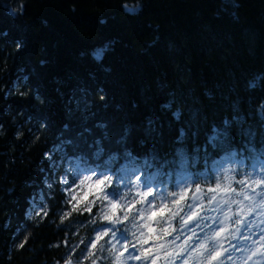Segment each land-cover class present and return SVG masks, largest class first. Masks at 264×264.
<instances>
[{
    "label": "trees",
    "instance_id": "16d2710c",
    "mask_svg": "<svg viewBox=\"0 0 264 264\" xmlns=\"http://www.w3.org/2000/svg\"><path fill=\"white\" fill-rule=\"evenodd\" d=\"M125 4L140 9L129 14ZM261 77L264 0H0V264H64L81 237H94L89 220L99 204L60 222L70 206L59 177L71 178L69 161L78 157L88 158L89 167L99 164V173L115 153L106 174L116 187L120 169L132 166L123 152L131 151L141 182L155 176L154 190L175 191L185 170L174 140L180 126L191 125L187 172L194 182L211 181L221 161H243L251 170V149L264 157ZM254 79L259 86L250 88ZM173 111L183 113L179 124ZM147 117L157 118L159 135L134 131L126 145L116 143L126 124L142 127ZM224 120L231 122L225 142L207 144L211 128H224ZM97 121L108 122L111 138L104 157L93 161ZM85 127L92 132L77 135ZM146 155L158 157L151 170L142 166ZM45 205L47 217L30 218ZM259 237L255 232L253 239Z\"/></svg>",
    "mask_w": 264,
    "mask_h": 264
},
{
    "label": "snow or ice",
    "instance_id": "6c2138e0",
    "mask_svg": "<svg viewBox=\"0 0 264 264\" xmlns=\"http://www.w3.org/2000/svg\"><path fill=\"white\" fill-rule=\"evenodd\" d=\"M125 11L129 14H136L140 5L137 4L134 7L124 5ZM2 35L7 36V33ZM16 47L19 49L22 47V41L16 42ZM111 44L105 46L110 48ZM44 63V61H41ZM260 79H264L261 77ZM259 86L258 80L249 82V87ZM103 92V89H99ZM101 100H104V96L101 95ZM135 107V105H133ZM166 109L171 110L170 106L166 105ZM258 114L264 119V101L258 105ZM183 117V113L180 111H173L172 118L178 124ZM224 128L213 126L211 128V134L206 136V143L216 147L218 144H223L225 138L228 136L227 128L230 126L229 120H224ZM101 132V136L93 141L95 150L92 152L91 157L93 161L101 160L106 152L104 147V141L111 138V133L108 131L109 125L105 121H97L94 125ZM160 125L157 118L147 117L145 119L144 126H132L125 125L122 129L121 135L116 140L117 144L126 145L127 141L131 138L134 131H142L146 138H151L154 134L159 135ZM191 125H182L177 129L178 135L176 136L174 143L177 145L175 148V155L179 158L181 167L185 170L184 175L180 176L176 181L177 189L183 186V191L187 193L183 198L175 197L171 202L167 199H161L156 202L154 198L157 193L152 186L155 176H149L147 179L141 182V177L137 176V182L143 184V188L135 192H130L127 206L119 202L120 191L119 185L123 184L125 189L131 188V177L136 172V164L140 161L134 158L131 151L125 150L123 156L128 159L132 166L125 165L120 169V175L116 179V187H112L114 178L112 175L106 174L109 171V165L113 161L118 159V156L113 153L109 155L108 160L104 161V171L97 172V168L100 167L97 164L96 167H89V159L86 157H78L75 160L69 161L72 165L67 169L71 173V178L68 175L60 176L59 183L62 191L67 194L64 204L70 206L63 211L60 215L61 224L64 221L69 220L74 213H92L93 207L97 204L100 205L97 213L89 220V226L93 227L95 233L94 237H81L80 243L70 247L68 250L67 258L64 259V264H129V261H149L150 264H159L161 255L168 257V253L162 251L161 254H157L156 241L162 239L157 235L155 240L151 237L145 238L143 245L141 246L137 242H132L130 235L124 225L128 224L133 214V209L139 212L140 208L137 205L147 204L150 212L157 213L158 219L166 218L172 212V205H175L178 211L177 216H173L172 228L173 231L168 233V237L173 233H177L176 224H173L174 220H179L181 216H184V231H180L181 235L178 236V241L184 244V249L175 253L176 259L171 260V264H183L193 253L197 252L198 245L201 241V237L204 235V225L208 228H215L220 231L219 222L216 220V215L221 214V210L232 211L233 217L239 216L244 210L240 207V204L249 202L251 207L248 208L247 214L244 215L239 221L240 231L237 236L227 242V247H217L215 251L205 253H199L201 259L193 260L195 264H249V261H253V264H264V157L256 155V149H251L249 160L251 161V170L244 169V162L240 161V164H229L224 166V162H218L216 167L218 171L215 172L211 181L206 180L204 182H194L190 173L187 172V149L186 144L189 139ZM65 132L71 130L69 124L64 125ZM91 133L92 129L85 127L82 132L77 135H83V133ZM197 132H192L193 139L197 137ZM68 145H71L73 141L71 139L65 141ZM143 143V141L141 142ZM62 146V145H61ZM92 145H90L91 147ZM237 153L235 151L230 153L231 158H235ZM158 157L152 155H146L143 158L142 166L145 170H151L155 166V161ZM86 173V174H85ZM162 171H158L157 175H163ZM95 177V179H94ZM78 180V183H77ZM214 181V182H213ZM243 182V183H242ZM53 185L48 184V188L51 189ZM151 189L148 195L141 200L140 191L145 189ZM108 189L106 192L105 190ZM196 193H202L201 200L197 201L193 206L192 198ZM233 194L237 198L243 195V200L236 199L233 201V206L228 207V202L232 200ZM94 197L89 199V197ZM152 199H149V198ZM43 199V197H41ZM111 201V204L109 203ZM106 202V203H105ZM157 203L159 206H157ZM217 203L220 207L217 208ZM112 209L115 213L111 219L101 215V209L105 212ZM129 213V216L125 217L124 213ZM185 212L189 215L185 216ZM206 213H212L209 216ZM47 205L39 207L38 211H35V215L30 218L35 220L36 217H40L41 221L48 216ZM120 217L121 228L112 227V221ZM230 217V222L233 219ZM98 219L108 222V225L98 224ZM139 220H144V215L139 216ZM211 220L212 224H207L205 221ZM202 221V223H199ZM195 224L194 227L190 225ZM218 225V227L216 226ZM165 228H167V222H165ZM147 231V229H145ZM202 233L198 236L197 233ZM255 232L260 233L259 240H254L253 235ZM115 233V236H113ZM185 233H191L186 235ZM245 233H247L245 235ZM111 237V239H108ZM239 237V239H237ZM28 237H25V242ZM115 240V245L113 241ZM152 241L150 246L149 242ZM236 241V243H232ZM66 243V242H65ZM25 243L19 244L20 248H23ZM59 247L60 245H55ZM83 246V247H81ZM253 249H256L253 251ZM143 253V255L141 254ZM236 253H242L237 256ZM103 254V255H101ZM186 254V255H185ZM170 258V257H169ZM192 261V264H193Z\"/></svg>",
    "mask_w": 264,
    "mask_h": 264
},
{
    "label": "clouds",
    "instance_id": "9594fccd",
    "mask_svg": "<svg viewBox=\"0 0 264 264\" xmlns=\"http://www.w3.org/2000/svg\"><path fill=\"white\" fill-rule=\"evenodd\" d=\"M138 176V175H137ZM137 176L134 178L131 177V182H132V187L128 188L127 190L123 191L118 199L119 202L125 207L127 206L128 203V198L130 192H135L137 190L141 189V184L137 182ZM243 183V182H242ZM149 191L151 189H145L143 191H140V196L141 200L143 197L147 196ZM157 195L154 198L156 202L160 201L161 199H167L169 202H171L175 197H181L183 198L187 193L183 191V186L178 188L177 190H168L167 188L163 193H161L158 189L155 190ZM202 193H196V195L192 198L193 200V206L197 201L201 200ZM236 199L243 200V195L239 198L236 197L235 194H233L232 200L228 202V207L233 206V201ZM111 204V201H109ZM144 204L141 203V207L139 209V212L137 214L136 210L133 209V214L131 217V220L128 222V224L124 225V227L127 229L131 241L132 242H137L141 246L143 245V241L147 237H151L152 239L155 240L157 231L159 232V236L162 238L158 241H156V251L157 254H161V245L163 246L162 251L164 253H168L169 256H163L161 255V259L159 261V264H171V260L176 259L175 253L184 249V244L183 243H177L178 241V236L181 235L180 232L177 231L176 235L172 239H165L168 237V233L173 231L172 228V220L173 216L178 215V211L175 205H172V212L163 220L158 219L157 213H152L150 212L148 206L145 207L143 206ZM157 206L159 204L157 203ZM217 208L220 207V204L217 203L216 205ZM240 207L244 210L243 212L240 213L239 216L233 217L232 211H224L223 209L221 210V214L216 215V220L219 222L220 226V231H217L215 228H208L207 225H204V235L201 237V241L198 245L197 252L193 253L192 256H190L186 261L183 262V264H192L193 260H200L201 257L199 256V253L203 252L205 255H207L208 252L210 251H215L217 247H223L227 244L229 240H232L235 238L240 231V225L238 221L247 214L248 208L251 207V204L249 202H244L240 204ZM143 214L144 215V220L140 221L139 216ZM207 215L211 216L213 215L212 213H206ZM101 215L104 217H107L109 219L112 218V216L115 215L114 211L110 208L109 211L105 212L103 209H101ZM185 216H188L189 214L185 212ZM124 216L127 217L129 216V213L125 212ZM230 217H233V219L230 222ZM120 217H116L115 220L112 221V227H115L120 223ZM153 222H155V227L153 226ZM165 222H167V228H165ZM199 223H202V221H199ZM177 229L184 228V216H181L179 220L177 221L176 224ZM147 229V231H145ZM113 236H115V233H113ZM115 240L113 241V244L115 245ZM256 249H253L255 251ZM143 255V253H141ZM170 257V258H169Z\"/></svg>",
    "mask_w": 264,
    "mask_h": 264
},
{
    "label": "rangeland",
    "instance_id": "374dc122",
    "mask_svg": "<svg viewBox=\"0 0 264 264\" xmlns=\"http://www.w3.org/2000/svg\"><path fill=\"white\" fill-rule=\"evenodd\" d=\"M135 176H136L135 174H132V177H133V178H134ZM94 179H95V177H94ZM77 183H78V181H77ZM115 184H116V182H115ZM119 187H122V190L125 188L123 184L119 185ZM105 191L107 192L108 189H106ZM149 199H152V198L150 197ZM145 207H147V205H146ZM149 243H150V242H149ZM149 245H150V244H149ZM149 245H148V246H149ZM129 264H135V263H134L133 261H129ZM251 264H253V263H251Z\"/></svg>",
    "mask_w": 264,
    "mask_h": 264
}]
</instances>
